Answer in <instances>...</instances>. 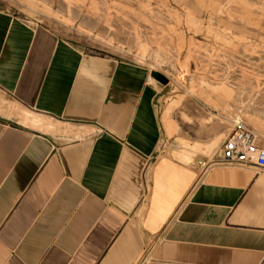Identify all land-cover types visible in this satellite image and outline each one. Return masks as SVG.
<instances>
[{"label": "crops", "instance_id": "1", "mask_svg": "<svg viewBox=\"0 0 264 264\" xmlns=\"http://www.w3.org/2000/svg\"><path fill=\"white\" fill-rule=\"evenodd\" d=\"M32 20L0 8V264H264V169L197 167L238 124L264 149V87L245 121L190 39L174 93Z\"/></svg>", "mask_w": 264, "mask_h": 264}, {"label": "rangeland", "instance_id": "2", "mask_svg": "<svg viewBox=\"0 0 264 264\" xmlns=\"http://www.w3.org/2000/svg\"><path fill=\"white\" fill-rule=\"evenodd\" d=\"M0 8L36 19L87 54L144 65L174 93L176 43L190 39L184 52L205 56L202 74L227 94L231 114L262 118L246 102H262V94L249 92L264 87V0H0Z\"/></svg>", "mask_w": 264, "mask_h": 264}, {"label": "built area", "instance_id": "3", "mask_svg": "<svg viewBox=\"0 0 264 264\" xmlns=\"http://www.w3.org/2000/svg\"><path fill=\"white\" fill-rule=\"evenodd\" d=\"M256 135L252 130L238 124L224 141L222 147L210 160L198 162L200 176L216 167L245 166L254 164L264 169V149L256 146Z\"/></svg>", "mask_w": 264, "mask_h": 264}, {"label": "water", "instance_id": "4", "mask_svg": "<svg viewBox=\"0 0 264 264\" xmlns=\"http://www.w3.org/2000/svg\"><path fill=\"white\" fill-rule=\"evenodd\" d=\"M158 80L160 83H166V79L162 78L160 75H159Z\"/></svg>", "mask_w": 264, "mask_h": 264}]
</instances>
